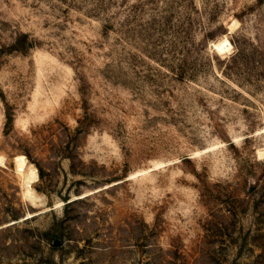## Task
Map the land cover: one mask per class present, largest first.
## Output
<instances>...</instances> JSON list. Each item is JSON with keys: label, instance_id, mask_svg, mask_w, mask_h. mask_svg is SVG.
Masks as SVG:
<instances>
[{"label": "rangeland", "instance_id": "obj_1", "mask_svg": "<svg viewBox=\"0 0 264 264\" xmlns=\"http://www.w3.org/2000/svg\"><path fill=\"white\" fill-rule=\"evenodd\" d=\"M0 154V264H264V0H0Z\"/></svg>", "mask_w": 264, "mask_h": 264}, {"label": "bare ground", "instance_id": "obj_2", "mask_svg": "<svg viewBox=\"0 0 264 264\" xmlns=\"http://www.w3.org/2000/svg\"><path fill=\"white\" fill-rule=\"evenodd\" d=\"M230 43H231L230 40L227 37H225L221 39L219 42L215 43V47H217L220 50H223ZM2 160H3V156L0 154V162H2ZM16 164L18 171L24 175L25 194L30 198L34 199L36 195H35V191L31 186V183L37 180L39 177V172L37 167L33 166L32 164H28L25 161H17Z\"/></svg>", "mask_w": 264, "mask_h": 264}]
</instances>
